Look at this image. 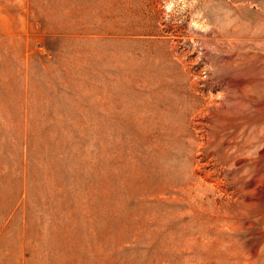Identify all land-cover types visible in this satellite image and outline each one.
<instances>
[{"label": "rangeland", "instance_id": "obj_1", "mask_svg": "<svg viewBox=\"0 0 264 264\" xmlns=\"http://www.w3.org/2000/svg\"><path fill=\"white\" fill-rule=\"evenodd\" d=\"M0 264H264V0H0Z\"/></svg>", "mask_w": 264, "mask_h": 264}]
</instances>
